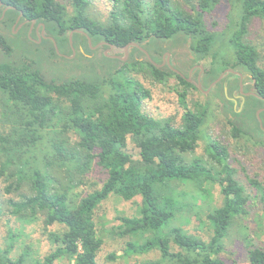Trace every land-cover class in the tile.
Masks as SVG:
<instances>
[{
  "label": "trees",
  "instance_id": "16d2710c",
  "mask_svg": "<svg viewBox=\"0 0 264 264\" xmlns=\"http://www.w3.org/2000/svg\"><path fill=\"white\" fill-rule=\"evenodd\" d=\"M92 1L72 0L69 11L57 0H0L6 7L0 20V214L5 210L20 226L41 224L50 244L40 258H32L28 247L17 253L18 235L11 229L0 246V264H103L98 260L103 240L94 214L111 194L139 198L136 215L118 216L116 233L125 239L121 257L158 253L132 264H225L220 256L223 241L234 221L247 215L249 196L227 162L228 149L217 139L207 142L208 159H187L209 117L207 101L189 108L186 100L190 88L201 91L200 67L193 81L188 78L207 57L200 77L203 89L226 69L240 72L242 90L249 93L241 110V96L234 97L240 95L239 75L225 73L212 90L220 89L231 135L264 143L256 116L264 107V68L256 45L246 38L250 22L264 18V0H228L229 23L220 31L207 28L205 15L221 0H107L105 20L89 14ZM18 15L28 22L20 32L35 20L53 36L58 52L50 38H42L50 43L53 59L73 62L77 54L69 59L60 52L70 55L77 49L85 73L55 76L25 53L14 56L3 30ZM131 42L150 58L138 46H129L126 59H121ZM32 46L38 44L32 41ZM177 47L184 49L181 59L175 58ZM104 48L117 57L105 54ZM166 52L172 53L170 65L164 62ZM134 74L158 83L177 79L184 109L179 123L143 112L151 91ZM128 137L138 148L137 158L127 151ZM94 168L103 171L101 185L80 188ZM207 181L218 183L223 200L206 215L210 234L205 239L174 224L185 209L179 200L185 193L175 189ZM262 220L257 222L264 229V208ZM247 241L250 246L251 239ZM107 258L117 256L110 253ZM247 258L251 264H264V244L250 247Z\"/></svg>",
  "mask_w": 264,
  "mask_h": 264
},
{
  "label": "rangeland",
  "instance_id": "374dc122",
  "mask_svg": "<svg viewBox=\"0 0 264 264\" xmlns=\"http://www.w3.org/2000/svg\"><path fill=\"white\" fill-rule=\"evenodd\" d=\"M64 4L69 11L73 9L72 0H57ZM195 2V0H191ZM229 3L228 0H221L215 10L205 15V23L208 29L212 31H220L229 23L228 16ZM109 10L107 0H93L88 8L89 14L98 20H105ZM1 12V11H0ZM23 24L18 26L12 24L8 29L3 30V36L15 48L14 56L27 55L38 61V66L45 69L47 74L51 75H77L84 74L85 68L80 64L81 56L76 53L77 49L72 48L70 55L60 52V55L66 56L69 59L74 58L73 62H67L64 58L53 59L48 55L49 42L39 40L35 34H30L28 31L20 32ZM40 27V26H38ZM10 30L12 34H10ZM1 32V31H0ZM51 40L53 36H50ZM49 38V37H46ZM247 40L255 44L260 53V65L264 68V18H254L249 26L246 35ZM32 41L38 44L37 47L32 46ZM54 39L52 40V42ZM43 42V43H42ZM42 43V44H41ZM54 45V43H53ZM71 45L73 46L72 42ZM102 44H99V46ZM83 51L82 48H79ZM176 59H181L184 56V49L181 47L175 48ZM107 55H111L110 49H103ZM163 54L164 62L167 59L170 61L172 53ZM0 58H3L0 53ZM210 58L200 60L190 70V81H193L192 76L199 66L202 71H197V78L207 68ZM134 76L146 87L150 88L151 97L146 98L142 104L143 112L155 117L165 118L171 117L174 122L179 123L183 113V107L179 104L177 92L180 90V84L175 77L169 78L165 83L152 81L151 78L143 74H134ZM212 86L201 91L190 88L187 93V103L189 108L203 104L205 101L209 103L208 121L203 126L201 135L197 141V147L192 153L187 154V159L200 157L208 159L206 145L210 138L217 139L222 145L228 149L227 162L234 169V177L244 187L245 193L249 196L246 204L247 215L242 219L237 218L233 225L229 228L228 234L225 237L224 251L221 253V258L225 264H251L247 258V252L250 247H257L264 244V229L257 219L262 220L264 208V143H255L248 136H240L234 138L231 135L230 125L225 119L227 112L222 111L221 102L219 100L220 89L212 90ZM238 97L237 94L234 96ZM195 103H197L195 105ZM243 101L239 105L238 110H241ZM237 108V105H236ZM259 111V110H258ZM262 111V110H261ZM260 111V112H261ZM264 111V109H263ZM257 113V111H256ZM257 116V115H256ZM258 118V117H257ZM261 119V128L264 130V115ZM259 120V119H258ZM264 136V133H262ZM72 140L75 136L72 134ZM127 151L134 158L138 157V148L134 145L133 140L127 138ZM216 166V165H215ZM216 168V167H215ZM217 170V168H216ZM103 171L94 168L88 174V179L80 188L91 190L98 188L103 179ZM176 191H183L185 194L179 198L184 203L185 209L179 212L174 219V224L181 225L189 233L198 235L202 238H207L210 234L209 222L206 215L214 207L222 204L223 196L217 182L207 181L201 185L198 184H179ZM1 200V194H0ZM139 198L124 200L121 197L111 194L101 205L96 209L95 222L97 233L102 238L103 244L98 256V260L103 264H132L135 261L155 258L157 252H150L142 256L121 257V249L124 245V240L116 233V226L120 224L118 216L126 215L133 216L137 214ZM263 221V220H262ZM261 222V221H260ZM13 230L18 235L15 242V250L17 253L24 247H28L32 258H40L50 249V244L45 238L44 229L41 224H20L13 219L5 210L0 214V246H4L7 242L9 230ZM146 234L145 236H147ZM247 236V237H246ZM251 239V245H247V239ZM114 253L117 258L114 260L108 259L107 256ZM14 254V252H13ZM12 254V255H13ZM56 264H64L63 261H57Z\"/></svg>",
  "mask_w": 264,
  "mask_h": 264
},
{
  "label": "water",
  "instance_id": "95a60500",
  "mask_svg": "<svg viewBox=\"0 0 264 264\" xmlns=\"http://www.w3.org/2000/svg\"><path fill=\"white\" fill-rule=\"evenodd\" d=\"M19 17L20 16H18V18H17V20L19 19ZM35 22V20H32V24ZM31 24V25H32ZM39 25H42V33H43V24H39ZM30 30H31V28H30ZM29 30V31H30ZM80 32H82V31H80ZM72 33L73 32H70L69 33V40H70V44H71V40H72V38H71V36H72ZM46 37V36H45ZM39 38V37H38ZM49 38H51V37H49ZM41 38H39V40H40ZM53 40V39H52ZM89 41V40H88ZM53 43H54V46H55V49H56V51L58 52V48H57V45H56V43H55V41H53ZM129 46H138L136 43H133V42H131V43H129V44H127L125 47H124V56L123 57H121V59H126V57H127V54H128V48H129ZM145 54H146V56L148 57V58H150V56H149V54L147 53V51L146 50H144L143 48H141L140 46H138ZM111 48V47H110ZM166 54L167 55H169V53L168 52H166ZM109 56H111V57H117L116 55H109ZM164 62H162V64H163ZM167 63L170 65V63H169V60L167 59ZM200 67V71H202V67L201 66H199ZM173 68V67H172ZM173 70L174 71H176V72H179L178 70H176L175 68H173ZM227 72H232V73H234V74H237V75H239V89H240V93H241V95H242V101L244 100V95H246V94H249V93H245V92H243V83H242V74L240 73V72H237V71H234V70H232V69H226V70H224L218 77H217V79L216 80H214L212 83H211V85L210 86H213L215 83H217L218 81H220L221 79H222V77L225 75V73H227ZM188 80L190 81V79L188 78ZM198 86H199V88L202 90V88H201V84H200V80H199V76H198ZM262 98V97H261ZM262 99H264V98H262ZM264 109V107L263 108H261V109H258L257 110V113H256V115H257V117L259 118V122H260V124H261V119H260V117H259V113H260V111L261 110H263Z\"/></svg>",
  "mask_w": 264,
  "mask_h": 264
},
{
  "label": "flooded vegetation",
  "instance_id": "af4514ba",
  "mask_svg": "<svg viewBox=\"0 0 264 264\" xmlns=\"http://www.w3.org/2000/svg\"><path fill=\"white\" fill-rule=\"evenodd\" d=\"M0 8L2 9L1 10V14H0V20H2L3 18H4V15H5V12H6V7H4L1 3H0ZM18 16H20V15H18ZM18 16H17V18H18ZM17 18H16V20L14 21V23H13V25L14 24H17L18 23V26L20 25V24H26V23H28L27 22V20H24V21H20L21 20V16L19 17V19L17 20ZM32 23H30L29 24V26H28V30H27V33H28V31L30 30V28H31V30L29 31L30 32V34H32V33H34L35 35H36V37H39V38H43V37H50V35H47L46 33H45V29H44V26H43V33H42V25H39V24H42V23H33L32 25H31ZM38 26H41V27H38ZM199 80H200V75H199ZM245 93H247V92H245ZM237 96H241V98H242V95H241V93H240V95H237Z\"/></svg>",
  "mask_w": 264,
  "mask_h": 264
}]
</instances>
